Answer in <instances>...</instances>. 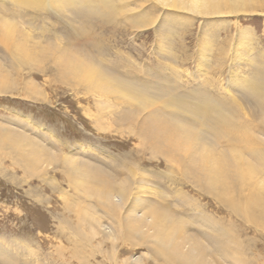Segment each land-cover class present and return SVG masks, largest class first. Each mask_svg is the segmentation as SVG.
<instances>
[{
    "label": "rangeland",
    "instance_id": "obj_1",
    "mask_svg": "<svg viewBox=\"0 0 264 264\" xmlns=\"http://www.w3.org/2000/svg\"><path fill=\"white\" fill-rule=\"evenodd\" d=\"M259 1L263 7L256 6L258 12L264 9V0ZM4 2L0 18L19 23L28 39L38 38L43 46L51 42L62 47L81 45L119 74H172L178 77V91L201 84L246 115L254 112L230 82L241 81L253 67L264 64L263 13L235 11L222 19L183 13L176 19L165 6L168 0H123L132 11L146 15L140 23L149 26L138 28L121 15L79 19L45 6L19 7L13 12L12 2ZM63 18H69L71 25ZM88 40L99 42L104 53L96 46L85 47ZM2 45L0 42V253L11 255L18 264H128L132 260L137 264H175L166 252L162 253L168 259L160 256L151 242L126 238L117 220L123 210L115 217L85 198L81 186L75 185V174L65 161L68 158L105 168L114 177L142 179L144 184L132 183L131 196L142 198L145 209L149 204L167 202L174 216L185 222L181 234H191L195 247L197 243L206 247L199 250L205 264H264V207H257L260 198H253L257 200L247 206L246 215L234 210L227 199L202 190L184 177L181 167L168 164L151 150L137 136L135 125L117 121L122 111L136 109L137 102L127 94L118 91L109 95L86 83L65 80L50 57L32 55L31 51L28 63H14L7 55L2 62L6 53ZM28 149H39L45 155L30 164L28 156H23ZM234 194L240 206L249 200L242 190ZM88 203L96 212L86 207ZM193 212L205 214L219 230L203 228L205 224ZM88 216L98 219L102 227L90 224ZM199 230L217 237L225 233L224 246L240 261L223 258ZM109 231L112 238H104ZM3 262L7 263V258L0 264Z\"/></svg>",
    "mask_w": 264,
    "mask_h": 264
},
{
    "label": "bare ground",
    "instance_id": "obj_2",
    "mask_svg": "<svg viewBox=\"0 0 264 264\" xmlns=\"http://www.w3.org/2000/svg\"><path fill=\"white\" fill-rule=\"evenodd\" d=\"M4 1L0 0V4H5ZM10 1L13 4L10 7L13 12L18 11L19 7L29 6L35 9L45 6L56 12L65 10L79 19L116 18L121 15L124 20L138 28L149 26V23H140L146 15L140 10L132 11L123 0ZM257 1L168 0L165 6L176 19L181 18L183 13L193 16L211 14L209 17L213 19L214 17L222 19L226 14H233L235 11L242 12L243 15L248 10H252V13L258 12L255 10L256 6L263 7V4ZM261 10L258 13L264 14V9ZM63 19L71 25L69 18ZM18 24L0 18V42L6 50L1 56L2 62H5L8 56L14 63L19 64L20 60L28 63L32 60L33 53L42 58L50 57L58 75L65 80L86 83L88 87L103 89V92L109 95L118 91L123 95L127 94L137 102L136 109L125 111L126 113L122 111L123 113L117 115V121L135 125L137 136L144 139L151 150L161 155L168 164L181 167L184 177L191 178L202 190L217 199H227V203L234 210L244 212L246 215L247 206L255 204L254 201L257 200L253 199L254 197L261 199V203L256 206L264 207V171L260 170L261 166L264 167L263 63L253 67L248 77L230 82L238 87L245 101L253 108L254 112L246 115L239 106L226 98L216 96L217 93H212L204 85L187 86L178 91V77L172 74L158 75L150 72L143 77L119 74L116 72L117 69L95 58L81 45L73 46L67 42L69 46L62 47L47 41L50 45L43 46L38 38L28 39ZM85 45L96 46L99 52L104 53L103 47L97 41L88 40ZM28 85L32 84L29 82ZM255 130H258V133ZM44 155L39 149H28V152L23 153L30 164L39 162ZM65 161L75 174V185L81 186L79 191L85 198L96 201L103 212L113 216L119 215L120 210H123L121 220H117L124 229L126 238L134 236L151 242L153 246L159 248L155 250L160 256L168 259L167 255L162 253L166 252L175 264H205L200 251H205L206 247L200 243L195 247L196 239L191 234H181L185 222L182 218L174 216L167 202L150 205L148 201L149 207L145 209V205L143 207L141 205L142 198L131 196L132 183L136 181L144 184L142 179L133 181L129 176L114 177L105 168L83 160L73 162L65 158ZM132 174L134 175L133 172ZM240 190L246 195V200L249 199L243 206H240L234 197V193ZM86 207L96 212L90 203ZM138 210L142 213H138ZM193 213L196 219H201L205 224L206 227L203 228H210V231L218 229L215 222L209 220L205 214ZM87 218L93 226L102 227L95 217ZM199 233L221 251L223 258L240 261L232 252H228L227 246H224L225 233L223 237L203 230H199ZM104 238L111 239V231L106 232ZM225 240H229L228 237ZM6 258L7 263L3 262L4 264H18L11 255L5 256L4 253H0V261H5ZM137 262L132 260L127 263Z\"/></svg>",
    "mask_w": 264,
    "mask_h": 264
}]
</instances>
